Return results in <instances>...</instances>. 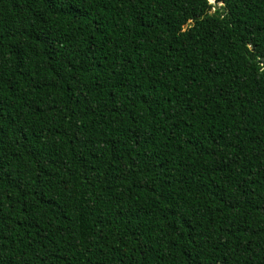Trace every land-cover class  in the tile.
I'll list each match as a JSON object with an SVG mask.
<instances>
[{"label": "trees", "instance_id": "trees-1", "mask_svg": "<svg viewBox=\"0 0 264 264\" xmlns=\"http://www.w3.org/2000/svg\"><path fill=\"white\" fill-rule=\"evenodd\" d=\"M0 264H264V0H0Z\"/></svg>", "mask_w": 264, "mask_h": 264}, {"label": "water", "instance_id": "water-1", "mask_svg": "<svg viewBox=\"0 0 264 264\" xmlns=\"http://www.w3.org/2000/svg\"><path fill=\"white\" fill-rule=\"evenodd\" d=\"M208 3H212V0H207Z\"/></svg>", "mask_w": 264, "mask_h": 264}]
</instances>
